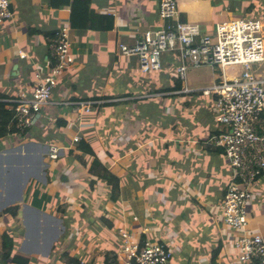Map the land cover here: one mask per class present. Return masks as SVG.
Segmentation results:
<instances>
[{"label":"crops","instance_id":"1","mask_svg":"<svg viewBox=\"0 0 264 264\" xmlns=\"http://www.w3.org/2000/svg\"><path fill=\"white\" fill-rule=\"evenodd\" d=\"M70 2L10 0L12 18L0 24V108L10 112H0V245L7 231L14 250L33 258L30 264H65L58 258L64 250L85 264H118V230L124 228L140 243L168 248L169 264H244L234 232L221 219L231 167L212 141L221 128L215 94L201 93L220 80L217 69L207 67L211 81L197 85L189 77L201 68L190 70L175 88L142 71L138 59L119 54L118 43L132 44L167 23L159 17V0H89L86 28L83 20L71 27ZM177 4L178 19L204 31L240 14L235 0ZM257 4L264 23V0ZM65 24L78 40L74 61L57 78L51 103L19 128L11 107L50 72L47 39ZM177 64L176 57L164 59L173 77ZM160 102L169 105L160 111L149 106ZM74 136L84 137L118 178L116 201L97 179L100 172L88 173L90 157L67 153L78 142ZM50 146L59 147L58 159H50ZM252 191L247 230L264 240V176ZM58 241L65 244L55 251Z\"/></svg>","mask_w":264,"mask_h":264},{"label":"built area","instance_id":"2","mask_svg":"<svg viewBox=\"0 0 264 264\" xmlns=\"http://www.w3.org/2000/svg\"><path fill=\"white\" fill-rule=\"evenodd\" d=\"M158 14L167 23L146 30L132 44L118 43L119 54L138 59L144 72L159 71L163 55L173 54L178 59L175 77L183 84L190 70L220 68L221 79L206 85L212 87L201 93L216 95V121L221 128L212 141L224 150L231 167L221 219L235 234L233 241L239 261L264 264V240L257 232L247 230V206L252 199L253 183L264 176V78L227 76V70L240 68L247 77L252 64L264 63V23L257 17L231 18L216 21L210 31H204L196 22L178 19L177 0H159ZM11 18L10 0H0V24ZM77 41L71 37L67 24L47 39L54 64L30 96L11 107L17 127L30 126L40 109L51 103L57 78L74 61L72 48ZM72 140L77 142L79 137ZM48 153L50 159L56 160L60 149L50 146ZM118 233L123 241L118 264H169L172 252L168 248L149 240L140 243L124 228Z\"/></svg>","mask_w":264,"mask_h":264},{"label":"trees","instance_id":"3","mask_svg":"<svg viewBox=\"0 0 264 264\" xmlns=\"http://www.w3.org/2000/svg\"><path fill=\"white\" fill-rule=\"evenodd\" d=\"M238 9L240 10L241 17H257L259 14L257 0H235ZM53 6H59L62 4L69 3V0H51ZM71 27L76 28L80 25V20H83L84 28H86L89 24V0H71ZM248 11H252L251 14L253 16H248ZM247 15V16H246ZM82 22V21H81ZM173 58L175 56L173 54H169ZM168 54H164L162 58L163 66L159 71H147L153 78H156L158 82L160 81L163 86L172 85L175 88L181 86V82L177 80L170 74V70L165 68L164 59L169 57ZM145 83H149L152 79L144 80ZM130 90H133V86H129ZM157 86H149L148 89H153ZM129 90V89H128ZM211 99H216V95H210ZM209 97V98H210ZM187 101V100H186ZM185 101V102H186ZM126 105V104H125ZM139 105V104H136ZM134 105V107L136 106ZM169 104L165 103H151L149 106L158 107L157 110L160 111L161 107L168 106ZM128 106V105H126ZM137 107V106H136ZM0 112L9 114V111H4L3 108H0ZM91 115V112L86 116ZM92 116V115H91ZM14 123V122H13ZM12 123V126H13ZM76 150L79 154L76 156L77 159H81L84 155L91 158V162L88 167V173L92 175L96 171H99L97 179H100L102 182L106 184L109 188V198L111 201H116L117 199V191H118V178L114 175L113 172L109 171L97 158L93 150L91 149L88 141L84 137H80L77 144L70 149H68L67 153L72 155V152ZM96 180H91V185L94 184ZM59 260L63 261L65 264H80V259H76L71 257L66 250L62 251L59 255ZM33 261V258L30 256L24 255L22 253L16 252L14 250V243L12 235L5 231L1 235V245H0V264H30ZM116 264V263H112Z\"/></svg>","mask_w":264,"mask_h":264},{"label":"rangeland","instance_id":"4","mask_svg":"<svg viewBox=\"0 0 264 264\" xmlns=\"http://www.w3.org/2000/svg\"><path fill=\"white\" fill-rule=\"evenodd\" d=\"M248 13H249V14H247L248 16L253 15V14H251L252 11H248ZM240 17H241V15H236V16H233L232 19H236V18H240ZM216 69H217V75H219V79H221L220 68L216 67ZM238 70L234 73V75L237 78H240V79H246V78H248V79H251V78L256 79V78H259L260 76H264V64L261 65V66H259L258 64H252L251 65V70L248 72V76L247 77H245V75H244L242 70H240V69H238ZM228 73H230L229 70H227V74ZM211 79H212V72L207 67L201 68V69L195 71L194 73L190 74V77H189V81L193 85L202 84V83H208V82L211 81ZM138 101H140V99H138ZM62 243H59V241H58L55 244L56 245L55 246V251L60 249ZM64 244L65 243H63V245Z\"/></svg>","mask_w":264,"mask_h":264},{"label":"bare ground","instance_id":"5","mask_svg":"<svg viewBox=\"0 0 264 264\" xmlns=\"http://www.w3.org/2000/svg\"><path fill=\"white\" fill-rule=\"evenodd\" d=\"M212 86L210 85L209 87L202 88L201 91L207 90V88H211Z\"/></svg>","mask_w":264,"mask_h":264},{"label":"water","instance_id":"6","mask_svg":"<svg viewBox=\"0 0 264 264\" xmlns=\"http://www.w3.org/2000/svg\"><path fill=\"white\" fill-rule=\"evenodd\" d=\"M36 117H38V115L36 114Z\"/></svg>","mask_w":264,"mask_h":264}]
</instances>
